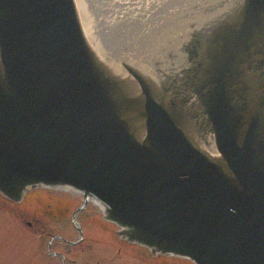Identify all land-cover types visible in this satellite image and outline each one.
<instances>
[{"label": "water", "instance_id": "water-1", "mask_svg": "<svg viewBox=\"0 0 264 264\" xmlns=\"http://www.w3.org/2000/svg\"><path fill=\"white\" fill-rule=\"evenodd\" d=\"M37 188L152 256L264 264V0H0V195Z\"/></svg>", "mask_w": 264, "mask_h": 264}, {"label": "rangeland", "instance_id": "rangeland-1", "mask_svg": "<svg viewBox=\"0 0 264 264\" xmlns=\"http://www.w3.org/2000/svg\"><path fill=\"white\" fill-rule=\"evenodd\" d=\"M47 193L55 192L29 190L20 204H11L0 196V264H192L175 258L154 259L145 249L120 240L115 234L117 228L105 222L92 205L91 216L74 217L81 236L69 215L67 221L61 219L62 215H50L45 208ZM75 196L78 200H73V210L82 201ZM53 236L79 243L67 245L63 240H52Z\"/></svg>", "mask_w": 264, "mask_h": 264}, {"label": "flooded vegetation", "instance_id": "flooded-vegetation-1", "mask_svg": "<svg viewBox=\"0 0 264 264\" xmlns=\"http://www.w3.org/2000/svg\"><path fill=\"white\" fill-rule=\"evenodd\" d=\"M54 192L55 193H51V194L47 193L46 194L47 202L45 204V208L50 213V215H53L55 217L57 215H62L61 216L62 220H66L65 217L69 215V218L71 219V222L74 223L73 218L76 215L78 216L77 218L80 219V216L92 214V211L90 210L91 207H89L88 204L87 205H83L82 201L80 202L81 203L80 207H76L73 210V200H78V198L75 195H73V193H71V192H60V191H54ZM41 201H43V199H41ZM43 205H44V201H43ZM77 210H79V212L76 214ZM38 220H40V219L38 218ZM40 223H44V222L41 221ZM28 225H30V224L28 223ZM75 227H76V231H77L78 230V228H77L78 226L73 224V228H75ZM54 239L61 240V241L63 240L60 236H58V237L57 236H53L52 240H54ZM63 242H65L67 245H74V244H78L79 243V242H76V243L66 242L65 240H63ZM60 257L62 258L61 255H60Z\"/></svg>", "mask_w": 264, "mask_h": 264}, {"label": "bare ground", "instance_id": "bare-ground-1", "mask_svg": "<svg viewBox=\"0 0 264 264\" xmlns=\"http://www.w3.org/2000/svg\"><path fill=\"white\" fill-rule=\"evenodd\" d=\"M37 190H43L42 188H37ZM71 193H73V192H71ZM1 196V195H0ZM11 204H13L12 202H10ZM95 206V205H94Z\"/></svg>", "mask_w": 264, "mask_h": 264}]
</instances>
